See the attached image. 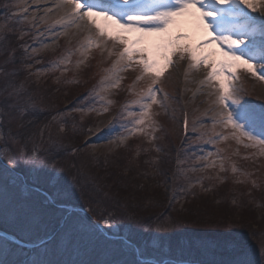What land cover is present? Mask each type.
I'll return each mask as SVG.
<instances>
[{
    "label": "snow or ice",
    "instance_id": "snow-or-ice-1",
    "mask_svg": "<svg viewBox=\"0 0 264 264\" xmlns=\"http://www.w3.org/2000/svg\"><path fill=\"white\" fill-rule=\"evenodd\" d=\"M4 7L10 11L0 24V264H264V245L254 254L234 252L227 259L197 257L184 249L173 254L164 235L174 225L167 222L156 224L154 229L142 225L144 231L155 233L142 243L122 233L115 212L119 202L109 197L104 186L95 177L79 174L68 184L60 175L63 168H57L55 158L41 147L46 132L55 147L61 146L58 139L52 140L49 129L55 122L59 133L65 131L64 113L52 115L48 123L41 124L44 108L28 88L30 77L41 72L60 71L64 75L75 55L81 57L73 65L79 71L86 66L89 54L99 49L101 55L106 52L107 59L115 60L103 70L105 75L84 100L94 93V99L103 103L74 110L95 111L100 116L114 106L108 95L119 88L121 74L138 68L139 74L129 89L136 98L127 101L113 117L122 121L120 128L110 127L103 137L84 145V149L95 148L103 142L119 147L141 134L148 137L149 143L157 139L155 133L162 129L155 119L160 113L154 112L153 106L165 111L169 107L166 101L170 98L159 85L174 65L173 57L186 61L185 84L191 82V73L203 70L199 84L208 89L204 94L209 97L205 101L209 107L202 114L207 119L193 120L191 131L199 133L193 143L199 140L215 150L189 149L185 141L184 148L178 150L172 184L187 181L188 187L179 189L185 194L197 185L202 191H211L203 187V180L211 177L192 181L188 173H203L217 166L220 172L226 171L225 160L230 157H225L224 150L216 145L232 140L264 155V103L244 99L237 75L244 72L264 82V0H10ZM13 22L17 28L10 26ZM185 24L191 29L186 30ZM199 32L203 36L196 39ZM30 34L32 44L20 43ZM10 35H16L15 46ZM152 36L161 39L150 49L146 44ZM40 37L45 39L37 43ZM62 38H67L69 44L64 54L48 68L32 72L35 56L41 50H55ZM213 45L219 52L206 51ZM217 55L221 58L216 59ZM22 73L27 74L23 79ZM145 80L146 87L137 92L135 84ZM188 90L186 87L185 92ZM183 117L187 135V108ZM153 150L162 151L158 146ZM256 156L253 153L244 159ZM231 171H239L234 163ZM42 176L48 177L46 186L40 183ZM76 190L87 195V207L78 205ZM171 191L173 202L178 203V189L172 187ZM127 220L129 224L140 223L130 217Z\"/></svg>",
    "mask_w": 264,
    "mask_h": 264
},
{
    "label": "rangeland",
    "instance_id": "rangeland-1",
    "mask_svg": "<svg viewBox=\"0 0 264 264\" xmlns=\"http://www.w3.org/2000/svg\"><path fill=\"white\" fill-rule=\"evenodd\" d=\"M9 2L10 0H0V24L7 19L10 9L4 5ZM10 26L18 27L14 22ZM40 31H43V28ZM175 31L173 29V33ZM10 36L9 39L15 46L17 41L12 40ZM202 36V32L196 33V39ZM44 39L40 37L37 43ZM160 39L156 36L148 37L146 46L152 49ZM20 43L32 44L33 36H26ZM75 45L76 41H73L71 47L74 48ZM68 47L67 38H62L55 50H41L32 61L34 67L31 71L48 68ZM108 47L111 48V44ZM213 48L212 50L219 52L218 46L213 45ZM220 58L217 55L216 59ZM78 59H81L79 55L72 57L70 70L64 75H61L60 71L41 72L38 76H31L28 84L29 91L35 93L39 105L44 108L40 116L41 124L48 123L52 115L64 113L62 120L65 121V131L59 133V126L55 122L49 129L52 140L58 139L61 146L55 147L47 132L41 145L50 158H55L56 167L63 168L64 171L60 175L64 180L72 184L73 177L78 174L95 177L104 186L109 197L119 202L115 212L116 219L120 221V230L125 235L130 234L136 243H142L155 235L152 231H144L142 225L154 229L156 224L167 222L174 225L170 232L164 235L173 254L178 249H184L197 257L227 259L234 252H257L264 245V155H259L257 149L244 148L232 140L216 145L224 150L225 157H230L225 160L226 171L220 172L217 166L203 173H188L192 181L200 177H211L203 180V187L211 188V191H202L197 185L185 194L179 189L187 188V181L181 179L176 185L172 184L177 157L180 155L178 150L184 148L185 141L189 149L198 151L202 147L205 152L215 150L212 145L199 140L193 143V138L199 133L191 131L193 120L198 117L207 119L202 114L209 107L205 102L209 97L204 94L208 89L201 88L199 82L193 78L199 74L202 80L204 71L191 73L188 77L191 82L185 84L186 61L173 57L175 63L164 74L159 85L170 98L166 101L169 107L165 111L153 106V111L160 113L155 119L162 129L155 133L156 140L149 143L148 137L141 134L128 139L124 146L102 142L98 147L84 149L86 142L91 144L97 137H103L110 127L120 128L122 121H115L113 117L119 115L121 107L127 101L136 98L129 94V89L134 85L139 69L121 74L123 79L119 88L108 95V98L114 101V106L108 113L98 116L95 111L74 109H85L86 105L93 103L99 107L103 103L94 99V93L88 101L84 98L89 97L92 90L98 86L105 75L103 70L112 66L115 57L107 59L106 52L101 55V50L94 49L89 54L86 66L76 71L73 65ZM35 60L41 62L35 63ZM25 75L27 74L22 73L21 79ZM237 75L238 86L244 90V99L256 104L264 103V82L257 81L244 72ZM147 83L145 80L135 84V90L139 92ZM186 87L189 89L187 92ZM185 108L189 114L187 135L181 129ZM98 126L100 130L96 131ZM89 128L93 129L92 133L88 132ZM154 146H158L162 151L153 150ZM237 152L239 154L234 155ZM253 153H257V156L244 159ZM233 163L239 170L236 174L231 171ZM183 167L187 168L188 164ZM244 172L252 175L245 177L240 174ZM221 179L224 180L223 183ZM252 181L258 186H253ZM40 183L46 186L48 177L42 176ZM172 187L178 189V203L173 202ZM75 199L79 206L87 207L89 203L87 195L78 190L75 191ZM92 207L100 211L95 205ZM129 217L140 223L129 224ZM99 218L97 216V219ZM202 245L207 247L202 248Z\"/></svg>",
    "mask_w": 264,
    "mask_h": 264
},
{
    "label": "bare ground",
    "instance_id": "bare-ground-1",
    "mask_svg": "<svg viewBox=\"0 0 264 264\" xmlns=\"http://www.w3.org/2000/svg\"><path fill=\"white\" fill-rule=\"evenodd\" d=\"M184 28H185L186 30H190V29H191V25H190V24H185V25H184ZM206 51H211V48H210V49H207ZM193 78H194V80H195L196 82H199V80H201L202 77H201V75H199V74L197 75V74H196Z\"/></svg>",
    "mask_w": 264,
    "mask_h": 264
},
{
    "label": "trees",
    "instance_id": "trees-1",
    "mask_svg": "<svg viewBox=\"0 0 264 264\" xmlns=\"http://www.w3.org/2000/svg\"><path fill=\"white\" fill-rule=\"evenodd\" d=\"M10 37H12V40H15L16 41V37L14 35H11ZM20 53L17 54V56H19Z\"/></svg>",
    "mask_w": 264,
    "mask_h": 264
}]
</instances>
